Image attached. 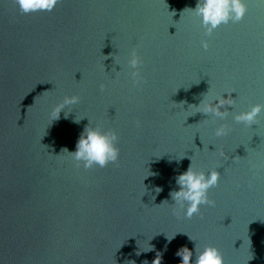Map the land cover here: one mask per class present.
<instances>
[{
    "label": "water",
    "instance_id": "95a60500",
    "mask_svg": "<svg viewBox=\"0 0 264 264\" xmlns=\"http://www.w3.org/2000/svg\"><path fill=\"white\" fill-rule=\"evenodd\" d=\"M197 2L58 0L23 14L0 0V264H151L157 252L179 264L182 247L195 264L206 245L223 264H264V109L251 126L233 119L264 105V0H243L244 17L210 36ZM204 94L231 95L225 117L195 112ZM88 125L116 132L115 164L61 151ZM190 164L220 176L214 206L187 218L170 192Z\"/></svg>",
    "mask_w": 264,
    "mask_h": 264
},
{
    "label": "clouds",
    "instance_id": "9594fccd",
    "mask_svg": "<svg viewBox=\"0 0 264 264\" xmlns=\"http://www.w3.org/2000/svg\"><path fill=\"white\" fill-rule=\"evenodd\" d=\"M19 7V11L23 14H29L38 11H51L58 0H15ZM191 9L196 16L200 17L201 25L204 27L205 35H211L213 30L221 24H227L230 20L232 22L240 21L246 12V5L243 0H198L196 7ZM202 47L207 49L208 43L206 40L201 41ZM107 59V57H105ZM141 63L136 50L133 49L128 59V64L132 69H136ZM133 83L139 84L143 77L137 72H133ZM104 85H100L103 90ZM80 100L78 95H65L63 99L57 103L53 108V113L56 118L59 117L61 110L67 105L77 104ZM183 103V102H182ZM233 98L229 94L227 98L224 96L216 97L215 103L209 101L208 98L203 96V99L198 105L194 106L196 111L206 115H213L223 118L226 116V111H221L225 105H232ZM264 109V105L254 104L251 105L247 111L235 113L233 119L236 122H243L251 126L256 122L257 116ZM194 112V113H195ZM78 122V120H77ZM139 127L140 122H136ZM228 134V129L221 125L215 129L216 136H225ZM117 134L115 131H101L98 127L85 126L80 134L74 151H68L63 148L61 151L67 152L72 155L76 160H83L84 166L90 168L93 165L105 167L109 162L115 164L118 161L119 149L116 146ZM223 155V153H221ZM219 172L212 169L208 172L207 176L203 171H194L192 164L189 165L186 171L178 174L176 183L179 185L178 190L170 192V196L174 202L185 201L187 207L185 209V216L191 218L194 214H199L200 205L207 204L214 206L215 202L208 198V190L218 184ZM161 191L156 188V192ZM173 237L168 238L169 241ZM151 250L150 248L147 250ZM196 258L195 264H223V258L219 250L214 246H205L202 250H195ZM139 255V253H137ZM177 255L181 257L179 264H192L193 252L187 247H182L178 250ZM134 264V262H133ZM143 264H149L148 261H143ZM151 264H161V255L157 252Z\"/></svg>",
    "mask_w": 264,
    "mask_h": 264
}]
</instances>
